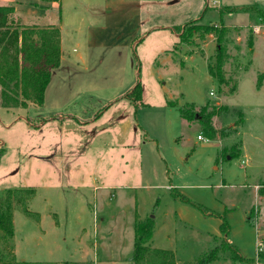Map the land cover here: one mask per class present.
<instances>
[{"label": "rangeland", "instance_id": "rangeland-1", "mask_svg": "<svg viewBox=\"0 0 264 264\" xmlns=\"http://www.w3.org/2000/svg\"><path fill=\"white\" fill-rule=\"evenodd\" d=\"M213 1L59 0V8L48 10L49 15L61 18L65 66L52 70L47 104L4 107L0 87V197L8 189L33 190L26 201L16 202L20 195L14 197L16 231L10 244L0 242V264L24 261L14 253V238L20 257L26 262L30 260L26 257H32L40 262L85 264L87 260L73 262L79 257L74 255L75 242L80 235L76 225L79 215L84 219L82 228L89 239L88 246L95 239L98 244L90 251L94 264H110L111 250L115 258L120 254L129 256L126 264H132L129 258L134 241L133 215L126 207L132 204L133 197L127 200L128 194L116 190V198L108 200L107 192L99 191V196L91 186L79 184L74 168L82 165L96 146L87 144L73 132L60 134L56 126L59 113L76 110L86 117L84 112L88 115L102 113L108 105L112 108L103 113L100 124L110 121L109 115L114 109L130 105L131 119L136 117L138 123L135 119L130 137L147 142L143 149V168L150 172L152 183L163 180L157 175L164 168L160 157L167 160L173 154L171 145L174 143L178 152L189 158L195 171L191 182L203 183L213 174L215 181L211 184L218 183L220 178L232 184L231 188L227 186L218 192L214 187L217 202L223 200L226 191H231L242 198L243 205L255 203L246 216L257 226L263 241L260 253L264 254V194L255 201L253 195L254 189L259 194L264 183V41L261 39L264 38V0ZM248 5H256L263 17L248 13L247 18V12L237 11L224 14L223 20L225 23L245 21L244 24L227 27L220 22L208 23L218 18L219 7ZM256 25H260L259 34L253 33ZM177 27H180L178 33L174 31ZM215 29L225 30L220 42H217ZM137 38V42L130 43ZM249 39H252V47L248 46ZM218 45L223 49L222 73L226 85L219 84L208 73ZM163 48L169 50L159 55ZM164 57L169 60L163 61ZM259 75L262 84L257 87ZM137 82L141 84V105L127 96L128 89ZM210 92L214 96H210ZM51 99L59 104L64 102L57 107L61 109L48 111ZM204 105L209 109L212 106L226 108L212 118L213 134L197 115L188 125L183 126L181 121L179 108L192 106L197 113ZM197 135L209 141L198 140ZM171 136H174L172 140ZM97 137L101 146L113 135L108 130ZM229 154H233L230 159ZM244 154L248 158L246 165L242 163ZM246 171L251 172L248 180L242 177ZM145 189L137 190L136 197L138 202L140 197L143 203L147 200V210L151 208L150 196L152 200L156 197L162 200V192ZM201 206L212 213L205 215L192 207L201 214V225L197 222L195 226L179 224L176 234H172L180 248L179 264H192L211 251L217 258L209 264H258L261 259L236 260L232 249L223 246L222 235L213 239L205 236L203 227L214 220L222 222L219 216L226 218L229 208L218 213L207 205ZM123 210L127 212L120 213ZM33 211L40 215V221ZM156 211L154 205L149 215ZM49 212L57 214L60 220L54 219L57 225H53ZM102 212L109 220L94 223ZM125 213L130 225L123 230V239L129 240L125 248H118L115 243L121 240L115 235L117 215ZM10 247L12 252L8 251ZM47 250L53 255H45Z\"/></svg>", "mask_w": 264, "mask_h": 264}, {"label": "crops", "instance_id": "crops-1", "mask_svg": "<svg viewBox=\"0 0 264 264\" xmlns=\"http://www.w3.org/2000/svg\"><path fill=\"white\" fill-rule=\"evenodd\" d=\"M215 2L216 1L214 0L213 3ZM59 4V2H44L42 0H0V6L12 5L14 7V17L19 19L23 25L37 26L39 28L47 26H55L59 28L61 55L59 66L56 69L63 68L65 66L63 65L64 56L62 53L63 32L60 25L61 18H57L56 14L49 15L48 10L59 8ZM221 8L222 7H219L218 9V18L212 19L208 23L220 22L227 27L245 23V21L241 23H225L223 17L226 13L220 14L219 10ZM130 13H132V11L128 12V14ZM247 14L248 13H246V17L248 16ZM138 39L139 38L135 40L132 39L130 43H135L138 41ZM256 39L257 38L253 40V48L255 46ZM261 39L264 41V38ZM168 50V48L160 49L159 55L166 53ZM168 60L169 57H164L163 59V61ZM53 74L54 72L51 73L50 79H52ZM48 87L49 83L44 92V104H47ZM131 88L128 89V92L131 90ZM78 95L79 93H76V96ZM63 103L64 102L59 104L57 100L51 99V108L48 111H58L61 108L57 107H61ZM129 106L127 108L114 109L109 115L110 121L103 124H100L99 121L103 113L108 112V110L112 108L111 105L106 106L102 113L98 111L88 115L87 112H84V115H87L86 117H84L83 114H79V111L76 110H73L70 113L58 114V122H56V126L58 127L60 134L73 132L75 135L78 134L79 137L85 139L87 144L92 143V146H96V148L91 151V154L87 155L85 161L82 162V165H76L74 168L76 170L74 176H78V183L81 185L91 186V189L95 194H98L99 191L107 192L108 200L116 198V190L123 194H128L129 196L127 200L131 199L130 197H133L131 202L132 204L130 205L129 203L126 207V210L132 212L133 226L137 216L139 219L144 220L150 216L149 213L151 208L156 205L157 211L155 214L151 215L154 219V229L149 244L152 248L171 251L174 254L176 264H179L177 257L180 250L179 246L176 244V236L174 237L172 235L176 234V226L179 224H189L195 226L196 222L199 225L203 223L201 221V214L191 206L182 202L180 196L201 205H207L209 208L215 210L218 213L224 212L228 207L229 209H227L226 213L227 222L229 224V235L227 237V242L229 245L235 247L243 258L250 260L258 259L255 254V250L260 234L257 226H251L248 224L246 216L247 212L255 203L252 204V202H250L247 205H243L241 203L242 198L239 197L236 192L233 194L231 191H226L223 200L221 202H217L214 197L215 191L218 192L221 188H228L227 186L231 188L232 184H227L224 178H220L218 183L211 184L212 181H215L213 174H209L204 179L203 183L196 184L191 182L190 178L193 177L195 171L193 170L192 165H190L188 162L189 158L186 159L183 157L182 154L178 152V147L175 146L174 143L171 145L173 154H170L167 160L160 157L164 164V168L163 170L159 171L157 175L162 176L163 180L161 181L160 179L161 182L159 181L157 183H152L150 172L148 170L145 171L143 168V149L147 142L143 141L142 139L131 140L130 137V132L134 126V120L136 117L134 120L131 119V108ZM181 121L183 122V126L188 125L184 120L181 119ZM136 124L138 125L137 119ZM108 130L112 132L113 137H110L108 141H103V144L100 146L97 136L99 133L106 132ZM138 133L140 136L142 134L141 130L138 131ZM66 136L67 135H65V137ZM58 137H61V135ZM172 138H174V136H171V140ZM240 151L241 150H239V152ZM243 156L245 158L244 161L246 165L248 163V158L246 157V154ZM168 166L171 169L168 168ZM213 169L218 170L217 167H214ZM250 173L251 172L246 171L242 177L248 180ZM169 174L171 178L169 177ZM145 188L162 192V200L158 197H156V200H152V195L149 193V195H151L149 207L151 205V208L147 210V205H145L147 200L145 203H143V198L140 197L138 202L136 197V191L140 189L146 190ZM98 195L101 196L100 194ZM253 195L254 201L257 197L262 198V196H259L255 189ZM126 210H123L120 213L127 212ZM33 213L37 215V219L40 221V215L38 216V213L35 211H33ZM98 216V221H95L97 223L99 221L100 223H105L109 220L107 214L104 212ZM49 218L52 220L53 225H57L58 223L56 221H60L57 219V214L54 212H49ZM55 218L57 219L56 221L54 220ZM117 219L118 227L116 229L115 235L117 236V240L120 239L121 241H118L115 244L118 248H125L128 245L129 239H123L125 237L123 236L125 235L123 230L126 229L128 225H130L128 222L127 213L117 215ZM83 221L84 219L81 217V215H79L78 223L76 225L79 227L80 235H78L74 247V255L79 257L77 259L75 258L76 260L73 262H84L88 259H92L90 258V251L92 248L95 249L98 246V244L95 243L96 239L93 240L91 246H88L89 239L87 234L84 232V228H82ZM220 224V220H214L211 222V224L208 223L207 227L203 225L205 227H203L205 236L212 239L221 238V233L219 231ZM13 225L14 231H16L14 215ZM258 225L261 226V223ZM93 234L96 237L97 233L95 234V231ZM19 250L20 248L15 244L14 238L15 255L19 259L26 261L25 258H21L22 256L19 254ZM48 254L53 255V252L47 250L45 255ZM110 255L111 258H113V260L108 261L110 264H126L129 257L124 256V254H120L118 258H115L113 250H111ZM26 259H30L28 262H40L37 261L36 258L32 257H26ZM53 263L59 262L56 261ZM101 263L106 262L102 261ZM258 264H264V254L261 260H259Z\"/></svg>", "mask_w": 264, "mask_h": 264}, {"label": "trees", "instance_id": "trees-1", "mask_svg": "<svg viewBox=\"0 0 264 264\" xmlns=\"http://www.w3.org/2000/svg\"><path fill=\"white\" fill-rule=\"evenodd\" d=\"M44 2H59V0H42ZM247 12L255 13L258 17H263V13L256 5H248L244 7H224L219 10L220 14L231 12ZM184 27V26H183ZM180 27L174 29L179 32ZM177 30V31H176ZM217 32V42L223 38L224 29H215ZM249 47H252V39H249ZM60 32L55 26H47L39 28L37 26L23 25L19 19L14 17V7L12 5L0 6V87L1 102L4 107L21 106L26 107L28 104L41 106L43 104L44 92L50 81L51 71L59 66L60 63ZM223 67V49L218 45L213 65H208L209 75L219 84L226 85L227 80L222 73ZM262 84V76L257 78V87ZM141 84L137 82L133 88L127 93L133 103L141 105ZM20 98H22L20 100ZM171 103V102H170ZM225 110L223 107L208 105L198 108V112L191 107L179 108L180 117L186 123L190 122L197 116L207 126L210 134L215 133L211 126L212 118L219 110ZM197 115V116H196ZM236 152L239 153L237 150ZM230 158L233 154H229ZM33 190L31 189H8L0 197V242L10 244L14 237L13 225V200L14 197L20 195L16 202L31 197ZM264 194V183L261 185L259 195ZM28 198V199H29ZM180 199L185 204L196 208L205 215L212 213L203 206L196 204L182 196ZM27 200V199H26ZM25 200V201H26ZM26 210V209H25ZM24 212L26 213V211ZM29 212V211H28ZM27 212V213H28ZM28 215H31L30 212ZM222 220L219 230L223 236V246L232 249V254L236 260H244L237 250L227 242L229 235V225L224 215L219 216ZM249 225L253 226L252 218L247 217ZM134 243L132 254L129 258L132 264H176L174 254L169 250L152 248L150 240L154 229L153 216H149L144 220L135 218L134 222ZM13 247V246H12ZM12 247L8 248L12 252ZM263 254L258 253L257 258L261 259ZM1 258V251H0ZM13 259V253L10 254ZM217 256L214 251L209 252L202 258L192 264H209L216 260ZM17 264H56L52 262H26L20 261ZM61 264H71L64 261ZM85 264H94L88 259Z\"/></svg>", "mask_w": 264, "mask_h": 264}, {"label": "built area", "instance_id": "built-area-1", "mask_svg": "<svg viewBox=\"0 0 264 264\" xmlns=\"http://www.w3.org/2000/svg\"><path fill=\"white\" fill-rule=\"evenodd\" d=\"M252 29H253V33L254 34H259L260 25H256ZM209 95L210 96H214V93L210 92ZM197 139L198 140H201V141H205V142H208L209 141V139H206V138H204L201 135H197ZM242 163L245 164V161L243 160ZM260 236L261 235H259V238H258L257 243H256V256H257L258 253H260L262 251V248H263V241H262V238Z\"/></svg>", "mask_w": 264, "mask_h": 264}, {"label": "water", "instance_id": "water-1", "mask_svg": "<svg viewBox=\"0 0 264 264\" xmlns=\"http://www.w3.org/2000/svg\"><path fill=\"white\" fill-rule=\"evenodd\" d=\"M227 158H228V159H230V157H229V156H228Z\"/></svg>", "mask_w": 264, "mask_h": 264}]
</instances>
